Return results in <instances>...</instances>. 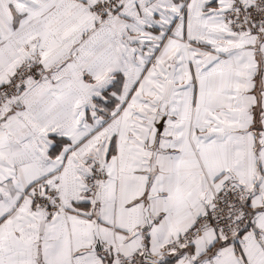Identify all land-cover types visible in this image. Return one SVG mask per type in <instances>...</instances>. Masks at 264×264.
<instances>
[{
	"label": "snow or ice",
	"instance_id": "snow-or-ice-1",
	"mask_svg": "<svg viewBox=\"0 0 264 264\" xmlns=\"http://www.w3.org/2000/svg\"><path fill=\"white\" fill-rule=\"evenodd\" d=\"M0 264H264V0H0Z\"/></svg>",
	"mask_w": 264,
	"mask_h": 264
}]
</instances>
